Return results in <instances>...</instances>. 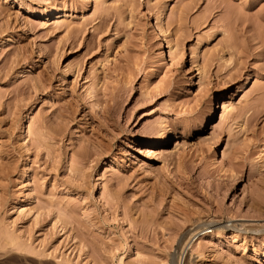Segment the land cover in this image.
<instances>
[{
	"label": "rangeland",
	"instance_id": "obj_1",
	"mask_svg": "<svg viewBox=\"0 0 264 264\" xmlns=\"http://www.w3.org/2000/svg\"><path fill=\"white\" fill-rule=\"evenodd\" d=\"M184 236L179 264H264V0H0V264Z\"/></svg>",
	"mask_w": 264,
	"mask_h": 264
},
{
	"label": "bare ground",
	"instance_id": "obj_2",
	"mask_svg": "<svg viewBox=\"0 0 264 264\" xmlns=\"http://www.w3.org/2000/svg\"><path fill=\"white\" fill-rule=\"evenodd\" d=\"M160 31V33L162 34V35H164L163 34V31L160 29L159 30ZM165 41H166V43H167V48H168V53H169V55H172V47L170 46V44H169V42H167V40L165 39ZM167 53V54H168ZM171 57V56H170ZM221 107V106H220ZM211 113V112H210ZM213 114L214 113H211L208 117H207V121H210L212 118H213ZM220 114V113H219ZM185 239H186V236H184V238L179 242V245H178V249L176 250V252H174V254H173V256H172V261H171V264H179V260H181L180 259V257L182 256V253H181V251L183 250V244H184V241H185Z\"/></svg>",
	"mask_w": 264,
	"mask_h": 264
}]
</instances>
